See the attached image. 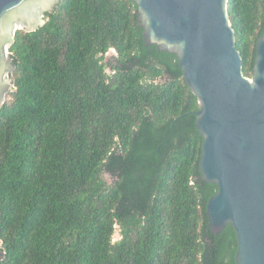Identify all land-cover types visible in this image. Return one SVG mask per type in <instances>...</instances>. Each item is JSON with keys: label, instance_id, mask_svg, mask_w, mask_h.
I'll use <instances>...</instances> for the list:
<instances>
[{"label": "trees", "instance_id": "16d2710c", "mask_svg": "<svg viewBox=\"0 0 264 264\" xmlns=\"http://www.w3.org/2000/svg\"><path fill=\"white\" fill-rule=\"evenodd\" d=\"M228 11L251 77L264 0ZM47 16L10 47L0 264H236L233 225H209L218 186L201 173L199 101L177 54L146 45L134 0H63Z\"/></svg>", "mask_w": 264, "mask_h": 264}, {"label": "water", "instance_id": "95a60500", "mask_svg": "<svg viewBox=\"0 0 264 264\" xmlns=\"http://www.w3.org/2000/svg\"><path fill=\"white\" fill-rule=\"evenodd\" d=\"M63 0H0V108L17 90L10 53L20 29L45 26ZM147 46L178 56L200 109V169L218 190L207 203L216 234L231 223L236 264H264V33L253 75L243 71L229 0H134Z\"/></svg>", "mask_w": 264, "mask_h": 264}, {"label": "rangeland", "instance_id": "374dc122", "mask_svg": "<svg viewBox=\"0 0 264 264\" xmlns=\"http://www.w3.org/2000/svg\"><path fill=\"white\" fill-rule=\"evenodd\" d=\"M116 52L111 49L108 54H107V61H111L113 60L114 56H115ZM9 98V96L7 97V99ZM104 178L107 181V183H111L114 181V177L112 175H110L109 173H105L104 174ZM118 231H117V237H118Z\"/></svg>", "mask_w": 264, "mask_h": 264}, {"label": "built area", "instance_id": "2783aa9c", "mask_svg": "<svg viewBox=\"0 0 264 264\" xmlns=\"http://www.w3.org/2000/svg\"><path fill=\"white\" fill-rule=\"evenodd\" d=\"M114 50V49H113ZM115 51V50H114ZM116 52V51H115Z\"/></svg>", "mask_w": 264, "mask_h": 264}]
</instances>
